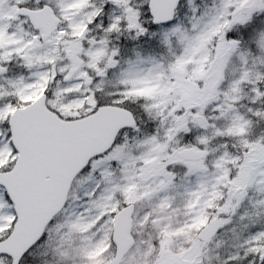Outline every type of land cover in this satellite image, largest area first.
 Segmentation results:
<instances>
[{
  "label": "snow or ice",
  "instance_id": "snow-or-ice-1",
  "mask_svg": "<svg viewBox=\"0 0 264 264\" xmlns=\"http://www.w3.org/2000/svg\"><path fill=\"white\" fill-rule=\"evenodd\" d=\"M0 264H264V0H0Z\"/></svg>",
  "mask_w": 264,
  "mask_h": 264
}]
</instances>
